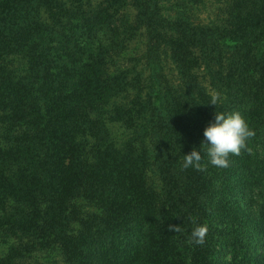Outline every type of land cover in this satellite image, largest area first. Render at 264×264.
Listing matches in <instances>:
<instances>
[{
  "label": "trees",
  "instance_id": "obj_1",
  "mask_svg": "<svg viewBox=\"0 0 264 264\" xmlns=\"http://www.w3.org/2000/svg\"><path fill=\"white\" fill-rule=\"evenodd\" d=\"M167 1L0 0V238L19 241L0 264L42 248L57 264H264V0H218L207 23L191 10L203 0ZM139 33L145 68L118 61ZM217 112L256 132L226 169L202 146ZM116 123L140 143L116 144ZM194 149L207 171L182 168Z\"/></svg>",
  "mask_w": 264,
  "mask_h": 264
},
{
  "label": "rangeland",
  "instance_id": "obj_2",
  "mask_svg": "<svg viewBox=\"0 0 264 264\" xmlns=\"http://www.w3.org/2000/svg\"><path fill=\"white\" fill-rule=\"evenodd\" d=\"M92 1L94 3H97L102 0H92ZM167 2L174 4V6H179V5L184 6L185 5V2L183 0H168ZM190 4H191L190 2L187 3L188 6ZM193 5L194 7H192L191 10L194 11L193 17L196 22L207 23L212 20H222L224 18L225 6L222 2H219L218 0H203V1H200L198 4L194 2ZM128 10H130L132 14L134 13V10L132 8H129ZM138 36L139 37L135 39L133 43L131 44L129 50L127 51V54L125 53L122 57L118 59V61L128 66L138 65V68L139 67L145 68V66L143 65L144 64L143 55L146 49V37L142 35L141 33H139ZM43 38L45 39H43L42 42L47 43L49 41L48 38L46 37H43ZM56 39H58V37ZM165 59L166 60L164 61V63L167 65L166 72L170 73V76L171 77L174 76V79H176V76H175L177 75V67L175 65L176 62L173 60V58H171L170 55L167 56V58ZM202 70L203 68H201V70L199 71L200 80L202 81L203 85L207 87V89L210 91V94L212 96L216 95L217 91L212 87V84L210 83L211 77L205 76L204 71ZM223 105L225 107L230 106L229 95H225ZM143 109L145 110V108ZM146 118L148 121V116L143 117L144 120H146ZM148 125H149L148 123L143 124L142 131H141L142 133H145L147 131V129L149 128ZM130 127L131 126L122 125L119 123L111 125V129L113 131V136L116 140V144L120 145L123 141L127 140L128 138L132 139L134 142L138 144L140 143V138L138 135H136V131L140 133L139 127L135 126L134 129ZM144 138H147L146 142L149 145L150 141H149L148 134H145ZM149 174L153 176L152 171H150ZM240 179H241L240 177H237V180H240ZM79 203L83 210L90 209V206L86 205V202L80 201ZM0 240H1L0 241V254L1 255L5 254L8 251L9 246H12L19 242L15 238H11V237L6 238L5 236H1ZM8 254L11 255L12 254L11 251L8 252ZM63 259L64 257H63L62 251L59 248H56V249L42 248L32 253H29L23 258L24 261L26 260V264H57V263L63 262ZM143 261H145L144 255L143 253L139 252L133 258V260L131 261L132 262L131 264H143Z\"/></svg>",
  "mask_w": 264,
  "mask_h": 264
},
{
  "label": "clouds",
  "instance_id": "obj_3",
  "mask_svg": "<svg viewBox=\"0 0 264 264\" xmlns=\"http://www.w3.org/2000/svg\"><path fill=\"white\" fill-rule=\"evenodd\" d=\"M218 95L211 97L212 105H217ZM256 135L253 128L250 127L247 120L239 112L225 115L217 112L214 122L210 123L204 130V147L205 154L208 158V164L219 169L230 167V155L240 156L243 152L252 154L253 150L249 146V141ZM207 164L202 163V154L197 149L184 155L183 169L194 168L197 171H207ZM196 225L188 240L189 244L203 245L209 231L207 224H196V219L190 218ZM169 231L179 233L182 228L178 225L169 224Z\"/></svg>",
  "mask_w": 264,
  "mask_h": 264
}]
</instances>
